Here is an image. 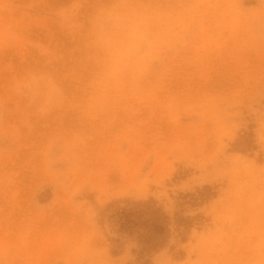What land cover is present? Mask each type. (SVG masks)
<instances>
[{
  "label": "rangeland",
  "instance_id": "obj_1",
  "mask_svg": "<svg viewBox=\"0 0 264 264\" xmlns=\"http://www.w3.org/2000/svg\"><path fill=\"white\" fill-rule=\"evenodd\" d=\"M0 264H264V0H0Z\"/></svg>",
  "mask_w": 264,
  "mask_h": 264
},
{
  "label": "trees",
  "instance_id": "obj_2",
  "mask_svg": "<svg viewBox=\"0 0 264 264\" xmlns=\"http://www.w3.org/2000/svg\"><path fill=\"white\" fill-rule=\"evenodd\" d=\"M125 216V215H124ZM121 227H124V228H131V227H135L137 226V223L133 222L132 220H130L129 218V215L126 216V219H124L123 223L120 224ZM150 232V235L148 237V240H151L150 243H147V244H150V245H155V241L159 240V234L157 233V230L154 229L153 231H149Z\"/></svg>",
  "mask_w": 264,
  "mask_h": 264
}]
</instances>
